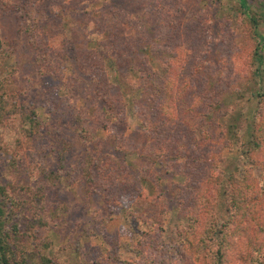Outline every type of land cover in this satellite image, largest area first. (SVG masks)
I'll list each match as a JSON object with an SVG mask.
<instances>
[{
  "label": "rangeland",
  "instance_id": "obj_1",
  "mask_svg": "<svg viewBox=\"0 0 264 264\" xmlns=\"http://www.w3.org/2000/svg\"><path fill=\"white\" fill-rule=\"evenodd\" d=\"M155 3L167 7L148 10ZM253 3L264 0H0V184L13 186L8 227L24 264H138L142 232L165 258L191 226L185 205L204 212L199 236L227 231V262L264 264V60L255 53L264 54V19L254 27L263 8ZM31 8L38 41L26 31ZM74 29L84 44L99 36L126 54L106 59L94 41L80 67ZM140 45L154 79L169 93L179 85L167 139L153 135L158 111L129 64ZM173 140L210 162L191 171L186 158L160 155L176 152ZM211 166L220 179L203 185ZM209 250L190 246L183 264H203Z\"/></svg>",
  "mask_w": 264,
  "mask_h": 264
},
{
  "label": "trees",
  "instance_id": "obj_2",
  "mask_svg": "<svg viewBox=\"0 0 264 264\" xmlns=\"http://www.w3.org/2000/svg\"><path fill=\"white\" fill-rule=\"evenodd\" d=\"M81 1H83V0H81ZM84 1L89 2V1H93V0H84ZM149 4H147V6ZM158 4H159V7L156 6V3H155V5L148 6V10H152V11L154 9H161V10L164 9L165 10V8L167 7L161 3H158ZM253 5L257 9H258V6L263 8V12L261 15H258V17H257L256 13H255L254 16L252 14L250 17L251 22L253 23L254 27H257L258 24L260 23L259 21L264 19V4L262 3L261 5H258L256 3H253ZM31 11H32V8L28 14V16H30L29 21L31 22V24H29L26 27V31L31 36V38L37 39V41H38L42 35V34H40L41 33L40 32L41 31L40 30L41 25L39 24V22L37 20H35L33 18L32 14H30ZM64 13L65 12H61V14H62L61 17L64 16ZM124 15H126L125 10H120L118 13L116 11L110 12V17L113 20H119ZM170 23H171L170 21L167 22V24H169V25H170ZM169 25H167V26H169ZM74 30H75V34L73 36L74 37L73 42L77 46V47L75 46V48H74L75 51L77 52L76 56H75V62L80 67L84 66V63H85L81 58V52H83V51L87 52L88 50H90L89 52L93 53L94 51L92 50V48L89 49L87 44L90 45L94 41H96L98 43L97 44L98 45L97 51H101V49H102V52H99V53L102 57H105L106 59L107 58H113L114 59L115 57L121 58L124 54H126V52H125L126 49H124V51H119V50H116L114 47H111V49L115 52H110L109 50H107L105 48V46L102 45V42H101L102 40L100 39L101 37H99V36L97 37V39H94L92 36L85 34L86 36L85 35L84 36H85V38H87V40H86L87 43L85 42V44H86L85 45L81 41L82 36H83V32H79L76 29H74ZM1 46H2V42L0 40V54H1V49H2ZM98 49H100V50H98ZM134 50L135 51H133V55L131 56L132 58H130L131 62H129V64H130V67L137 69L141 73V80H142L138 83V87H136V88H144L145 93H146V89H147V95L146 96L150 102L149 107L155 113H156V111H158L157 112L158 116L156 117V119L150 120L151 123L149 122L150 125H152L155 128L153 135L158 136L159 138L165 137L164 139H167L165 134H166V132H168L169 128L172 129L171 119H173L174 117L172 116L171 118H169V115L166 112V109H168L169 106H171L169 104V101L175 100L174 94L178 93L179 85H177L176 88H174V90H172V93H169V91L165 88L166 84L164 83V81L160 80L157 82L156 79H154V75H156V74L151 68L149 69L146 57L140 56L141 53L145 50V46H141V45L139 47L136 46L134 48ZM151 51L154 53H158V51L154 47L151 48ZM255 53L258 56V58H263V60H264V54L262 52V46L257 47ZM62 55H64V54H62ZM94 55L98 57V52L94 53ZM65 56H67V55H65ZM50 59H51V57H50ZM98 65H102V67H103V66H105V63L102 61ZM263 73H264V70H263ZM93 76H95V74H93ZM155 77H157L158 80L160 78V76H158V75ZM103 84L105 86H107L109 83L107 82V80L106 81L104 80ZM32 113H33L32 115L29 113H25L24 115L26 116V118L31 120L32 126L36 127L38 125H41L42 121L40 120L39 115L36 114V112H32ZM184 121L185 120L183 119L182 122H184ZM186 121H188V120H186ZM143 123H145V122L143 121ZM149 123L146 122L144 125L148 128ZM187 123H189L190 127H193L192 126L193 122L188 121ZM170 133H171V130H170ZM195 139L196 138L194 137V140ZM167 141H170V140L168 139ZM175 141H178V140H173V142H175ZM178 143H179V146L176 148V152L173 150H170L169 146H168L167 148L161 147L163 152H159V150H158L159 154L163 155L167 149L169 156L176 155V157L186 158V163H188V166L191 167L190 168L191 171H195V170L199 171L198 170L199 166L207 165L208 162H210V159L203 158L202 156L195 155L193 153L189 155V153L186 150L183 151V153L180 152V147H181V145L183 146V143H181L179 141H178ZM155 149L156 148H153L152 151H154ZM57 154L60 155L59 152ZM165 154H167V153H165ZM213 164H211V165H213ZM206 174H207V177L199 180V181H201V183H203V185H206L208 183L207 181L211 180V182L212 181L218 182L220 179V174H219V172L216 171L215 167L213 168L211 166L209 172H207ZM7 185L12 186V184H10V183L5 184V185L0 184V196H1L0 197V264H24L23 250L18 248L14 244V242L12 241L13 240V233H11L9 231V227H8V226L12 225L11 223H9L10 221H12V217L7 212V206H13L14 203H13V198L12 197L9 198V196H11V194H10L11 192L8 189ZM203 185H201L202 189H203V187H202ZM177 186L179 189H181V188H183L184 190L189 189L188 187H186L187 185H185V187H184V185H177ZM240 186H241V184H240ZM234 187H235V192H237V188H239V184L236 185V183H235ZM224 189H225V193H227L226 192L227 186ZM186 193L187 194L190 193L192 195V197H194V198H195V196H193V194L194 195L197 194L196 191L190 192V190ZM160 195H161V197L162 196L164 197L165 193L163 190H161V192L159 193L158 196H160ZM158 196H156V197L158 198ZM178 196H180V194ZM178 196H176V199L179 200L180 203H184L186 201L182 198H179ZM233 196H234V198H233L234 203H237L238 197L236 196V193L233 194ZM197 198L201 199V196H198ZM184 209H185L186 218L188 219V217H189L191 220V223H190L191 226L188 229V231L184 230L183 236H186V237H184V240L181 241L179 243V245L175 246L176 247L175 252H171V250H169L166 247L164 249L165 250V256H166L165 258H160L157 254L152 256L150 254V249L153 246L149 245V239L151 237H147V235H149V234L142 232V233H140V235H141L140 240L137 242V244L135 246L136 250H139V252H141V261L139 263L140 264H181L180 262H182V264H183V262H185L186 259L188 257H190V255L188 253L190 246L194 249V251L197 254H201L202 249L209 250V249H211V245L214 243L217 245L215 250L205 251L206 254L203 256L201 262L203 264H230L229 262H227L228 261L227 260V231L224 229L223 232H219V233H216L214 235V233H215L214 228L215 227L212 226L209 236H207V235L206 236H199L198 234H199V231L201 230L200 228H198V226H200L199 220L201 219V217H199V216L204 215V212L202 211L201 208H197L196 206L195 207L194 206L189 207V206L185 205ZM193 211H196V214H194ZM18 224H19V220L14 222L15 227L18 226ZM175 254L177 255V257H175V259H174ZM142 256H143V258H142ZM87 264H97V262L93 261V262H89ZM260 264H261V262H260Z\"/></svg>",
  "mask_w": 264,
  "mask_h": 264
}]
</instances>
